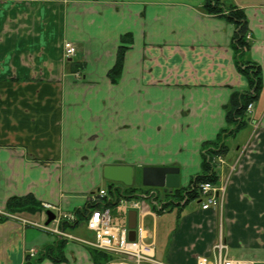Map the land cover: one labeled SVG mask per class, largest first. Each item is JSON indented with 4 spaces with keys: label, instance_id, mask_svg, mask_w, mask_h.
<instances>
[{
    "label": "crops",
    "instance_id": "crops-1",
    "mask_svg": "<svg viewBox=\"0 0 264 264\" xmlns=\"http://www.w3.org/2000/svg\"><path fill=\"white\" fill-rule=\"evenodd\" d=\"M248 22L244 59L260 66L262 89L244 127L228 137L221 209L197 202L147 215L155 257L196 264L217 255L264 264V0H225ZM202 0H0V211L11 197L32 195L40 205L81 211L105 180L106 165L174 167L181 188L201 173L203 144L226 127L223 107L245 92L230 47L231 24L206 14ZM131 36L127 44L125 36ZM122 40V77H107ZM75 56L63 60V45ZM79 75L77 79L75 76ZM106 182V181H105ZM168 214V235L159 221ZM0 221V264H23L31 250L57 237L24 224L41 214ZM38 218V219H37ZM28 219V220H27ZM74 230L62 240L61 263L101 264ZM158 232H161L158 234ZM105 264V263H103Z\"/></svg>",
    "mask_w": 264,
    "mask_h": 264
},
{
    "label": "trees",
    "instance_id": "trees-1",
    "mask_svg": "<svg viewBox=\"0 0 264 264\" xmlns=\"http://www.w3.org/2000/svg\"><path fill=\"white\" fill-rule=\"evenodd\" d=\"M203 11L211 16L220 18L226 23L234 27L233 34L230 39V47L233 51V58L235 68L242 77L247 81L248 89L245 92H233L229 98L228 103L223 107L225 112L226 127L219 131L217 138L212 142L203 144L201 173L193 177L188 186L185 188H178L173 190L172 193H163L162 200L167 201V206L172 210L173 208H182L190 202L197 200L199 197L198 187L203 183L216 184L218 177L213 172L211 161L217 155L226 152L224 139L232 135H236L246 123V108L249 104L253 103L262 89V78L260 66L252 61L245 60L244 55L250 49V42L246 40V35L249 33L248 22L244 12L233 6L228 5L220 0H202ZM126 42L129 44L132 41L131 36H125ZM123 43L118 46L116 58L113 67L108 71L107 77L112 85L118 84L122 77L124 68V58L128 47ZM126 44V43H125ZM115 185L110 184L108 190L111 191ZM118 194L122 192L123 195L128 197L135 196L144 188H135L119 186L116 188ZM182 200L183 203H182ZM182 203V205H181ZM5 211L12 215H32L40 214L43 211L40 203L32 196L26 195L24 197H11L7 200ZM76 214L82 215L84 211H76ZM4 221L3 218L0 219ZM77 224V223H76ZM75 225H63L62 229L67 230L74 228ZM64 249V242L57 241L55 245L45 247L43 251L35 258L25 256L23 264H42L45 259L53 263H61L63 258L62 251ZM96 257L101 261L107 262L109 258L101 253L95 252ZM101 263V264H103Z\"/></svg>",
    "mask_w": 264,
    "mask_h": 264
},
{
    "label": "built area",
    "instance_id": "built-area-1",
    "mask_svg": "<svg viewBox=\"0 0 264 264\" xmlns=\"http://www.w3.org/2000/svg\"><path fill=\"white\" fill-rule=\"evenodd\" d=\"M64 50L65 58L74 55V48L69 43L64 45ZM220 191L219 198L215 196L218 193L216 188L209 183L202 184L200 186V194L204 201L201 209L208 210L218 207L223 197V190ZM153 194L150 193L148 196L143 195L142 198H150ZM105 198L108 202H115L114 198L112 196L108 197L104 190H100L97 195L89 198V204L93 205V207L88 211L89 217L86 221V228L94 235V241L90 245L110 257L107 264H165L156 259L152 236L142 221H139L137 225L134 241H129L127 229L112 223L109 208L101 202ZM119 205L126 210L139 211L141 220L145 214L143 201L120 199ZM62 221L74 222L75 218L73 215L59 214L58 218L54 221L55 228L50 229V231L59 237L71 238L59 230V225ZM213 250L217 255L214 259L210 260L205 257H199L196 260V264H254L253 261L236 260L228 257L226 246L221 240L218 241Z\"/></svg>",
    "mask_w": 264,
    "mask_h": 264
},
{
    "label": "water",
    "instance_id": "water-1",
    "mask_svg": "<svg viewBox=\"0 0 264 264\" xmlns=\"http://www.w3.org/2000/svg\"><path fill=\"white\" fill-rule=\"evenodd\" d=\"M103 178L113 183H120L126 187L132 185L133 169L131 166L107 165L103 168ZM143 187L161 188L164 191L179 188V170L174 167H144L141 171ZM45 226L54 219L50 211L45 212ZM136 227V212L129 211L127 214L128 239L134 240Z\"/></svg>",
    "mask_w": 264,
    "mask_h": 264
},
{
    "label": "rangeland",
    "instance_id": "rangeland-1",
    "mask_svg": "<svg viewBox=\"0 0 264 264\" xmlns=\"http://www.w3.org/2000/svg\"><path fill=\"white\" fill-rule=\"evenodd\" d=\"M231 140L232 139L229 140V138H228L227 141H226V145H227V143H228V145L231 144L232 143ZM216 166H218V165H216ZM135 173L136 174H135V180H134L133 186L135 188H139V185L140 184L138 185V183H140V171H136ZM100 186L108 187L109 185H108V182H105L104 181V182L101 183ZM159 197L160 198L163 197V195L161 194V192L159 194ZM169 209H170V207H169ZM170 211H171V209L169 210V212ZM126 213L127 212L125 210H123L122 208H120V207H113V208H111L112 220L117 225H121V226H124L125 225L123 223L126 220ZM16 216H18L19 218L20 217H23V218H29V219L33 220V218H31V215H28V214H25V215L21 214V215H16ZM148 218L149 217H147L145 219V225H146L147 228H148V226L150 228H152L153 227L152 220L150 221ZM159 226H163V228L161 229V232H164L166 235H168V231H167L168 226H169V217H168V214H165L163 216V219L161 221H159ZM80 232H87V231L85 230L84 227L79 226V227L76 228V231L74 233L75 234H79ZM161 232H158V234H160Z\"/></svg>",
    "mask_w": 264,
    "mask_h": 264
}]
</instances>
